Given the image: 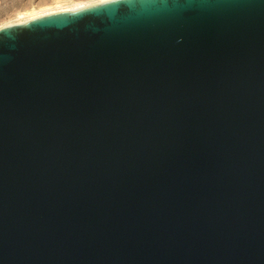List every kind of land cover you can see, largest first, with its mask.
Segmentation results:
<instances>
[{
    "label": "water",
    "instance_id": "obj_1",
    "mask_svg": "<svg viewBox=\"0 0 264 264\" xmlns=\"http://www.w3.org/2000/svg\"><path fill=\"white\" fill-rule=\"evenodd\" d=\"M0 264H264V0L0 27Z\"/></svg>",
    "mask_w": 264,
    "mask_h": 264
},
{
    "label": "rangeland",
    "instance_id": "obj_2",
    "mask_svg": "<svg viewBox=\"0 0 264 264\" xmlns=\"http://www.w3.org/2000/svg\"><path fill=\"white\" fill-rule=\"evenodd\" d=\"M101 0H0V27L47 13L71 10Z\"/></svg>",
    "mask_w": 264,
    "mask_h": 264
},
{
    "label": "bare ground",
    "instance_id": "obj_3",
    "mask_svg": "<svg viewBox=\"0 0 264 264\" xmlns=\"http://www.w3.org/2000/svg\"><path fill=\"white\" fill-rule=\"evenodd\" d=\"M31 19V18H30ZM29 20V19H28Z\"/></svg>",
    "mask_w": 264,
    "mask_h": 264
}]
</instances>
